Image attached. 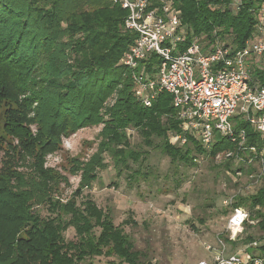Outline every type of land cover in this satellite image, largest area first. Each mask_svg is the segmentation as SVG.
<instances>
[{
	"label": "trees",
	"instance_id": "16d2710c",
	"mask_svg": "<svg viewBox=\"0 0 264 264\" xmlns=\"http://www.w3.org/2000/svg\"><path fill=\"white\" fill-rule=\"evenodd\" d=\"M231 3L173 0L189 38L205 42L217 36L239 49L257 35L264 0H240L235 13ZM125 15L111 0H0V108L8 106L0 136V264H94L100 257L141 264L122 229L136 223L127 219L115 225L84 193L108 168L104 156L117 177L126 173L133 181L147 174L130 165L146 157L132 148L127 130L174 166L194 168L198 157L214 162L218 153H235L236 145L218 135L208 150L190 136L179 145L177 112L168 93H160L149 108L136 100L128 70L119 64L135 39L124 29ZM154 63L153 56L148 67ZM257 71L254 76L264 81V72ZM234 120L248 146H263L248 123ZM99 125L96 153L88 161L70 159L67 172L79 176V184L64 203L58 186L68 180L44 167L46 157L61 149L63 138ZM215 166L247 179L256 170L231 157ZM251 191L236 194L231 207L248 211L264 230V177ZM69 228L75 234L66 239Z\"/></svg>",
	"mask_w": 264,
	"mask_h": 264
},
{
	"label": "built area",
	"instance_id": "2783aa9c",
	"mask_svg": "<svg viewBox=\"0 0 264 264\" xmlns=\"http://www.w3.org/2000/svg\"><path fill=\"white\" fill-rule=\"evenodd\" d=\"M111 2L126 12L124 29L135 34L121 65L128 70L136 100L149 108L160 93H168L177 112L180 133L175 139L179 145L190 136L208 150L217 135L226 138L236 145L235 153H218L214 161L231 157L245 168L255 167L248 176V187L258 185L264 177V144L260 148L248 146L246 134L235 128L234 118L248 123L264 139V81L254 76L255 70L264 72V15L257 35L235 49L217 36L205 42L200 37L189 38L188 27L181 22L173 0ZM239 6L240 0H232L234 13ZM153 56L156 63L149 68ZM236 194L224 203L229 213L223 233L230 242L239 238L246 224L255 222L248 211L231 207ZM216 245L207 246L209 257L196 264H264V253L228 255L222 237H217ZM252 247L261 244L253 243Z\"/></svg>",
	"mask_w": 264,
	"mask_h": 264
},
{
	"label": "rangeland",
	"instance_id": "374dc122",
	"mask_svg": "<svg viewBox=\"0 0 264 264\" xmlns=\"http://www.w3.org/2000/svg\"><path fill=\"white\" fill-rule=\"evenodd\" d=\"M5 108L8 106L2 103L0 136H3ZM101 127L81 129L63 138L61 149L46 157L44 167L62 173L68 180L67 185L61 182L58 186L57 197L62 202L71 197L79 184V176L67 172L71 167L70 159L88 161L96 153ZM127 137L132 148L146 157L140 164L130 165L147 174L133 181H129L126 173L117 177L111 160L104 156L108 168L84 193L89 194L97 207L111 214L115 225H122L127 219L136 223L135 226L122 225V229L134 250L141 254V264H196L206 260L209 257L206 247L215 248L217 237L225 235L223 229L229 213L225 201L236 193L245 195L252 192L247 177H235L218 169L215 165L219 161L203 157L197 158L194 168L174 166L158 150L144 146L136 131L127 130ZM41 213L46 214L44 210ZM251 225L246 224L244 228L250 229ZM74 234V230L69 228L64 237L69 239ZM261 236L257 231L254 238ZM233 245L227 244V253L234 251ZM94 264L121 263L100 257L94 259Z\"/></svg>",
	"mask_w": 264,
	"mask_h": 264
},
{
	"label": "crops",
	"instance_id": "0c3cea01",
	"mask_svg": "<svg viewBox=\"0 0 264 264\" xmlns=\"http://www.w3.org/2000/svg\"><path fill=\"white\" fill-rule=\"evenodd\" d=\"M250 225V224H249ZM248 226V224H247ZM250 229L244 228L242 234L239 236V238L234 241V245L232 246L234 248V251L231 252L230 254L237 253V252H242V251H247L249 250L251 252L249 253H254V254H259L263 255L264 253V230L258 229L256 224L251 225ZM257 231L262 234L261 237L254 238V236L257 235ZM253 243H259L261 244V247L254 248L252 247ZM228 253V255H230Z\"/></svg>",
	"mask_w": 264,
	"mask_h": 264
}]
</instances>
